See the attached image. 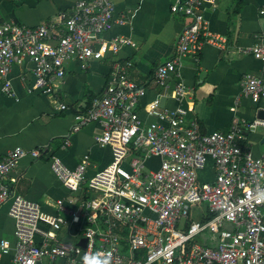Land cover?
<instances>
[{
	"label": "built area",
	"instance_id": "2783aa9c",
	"mask_svg": "<svg viewBox=\"0 0 264 264\" xmlns=\"http://www.w3.org/2000/svg\"><path fill=\"white\" fill-rule=\"evenodd\" d=\"M206 1L175 0L171 6L191 23L173 56L156 68L154 83L170 91L174 79L171 95L179 102L190 94L179 74L184 59H198L206 42L227 47L226 37L209 31ZM116 23L125 22L115 18L113 0H79L61 28L0 25L1 90L13 93L9 73L29 59L33 88L66 110L58 96L66 64L76 60L85 69L132 43L125 37L105 40ZM245 52L264 59V42ZM133 67L131 60H114L104 93L75 116L74 133L94 122L101 125L96 144L111 147L112 162L88 178L89 155L75 168L59 156L50 159L61 183L80 192L77 210L46 213L8 184L20 161L40 159L44 147H16L0 156V209L9 204L15 225L14 241L0 240V262L13 252L10 264H84L86 254L99 252L107 264H264V156L255 157L247 139V133L264 129V119L234 118L227 132L202 133L188 110L163 108L157 98L145 107L155 118L147 122L139 110L147 89L130 79ZM242 96L264 101V79L246 74ZM69 144L66 140L62 148ZM154 158L160 160L156 168L150 164ZM208 165L214 177L200 181L198 173ZM62 206L56 203L59 210Z\"/></svg>",
	"mask_w": 264,
	"mask_h": 264
},
{
	"label": "crops",
	"instance_id": "0c3cea01",
	"mask_svg": "<svg viewBox=\"0 0 264 264\" xmlns=\"http://www.w3.org/2000/svg\"><path fill=\"white\" fill-rule=\"evenodd\" d=\"M79 0H0V17L4 23H14L9 18L15 12L20 25L37 27L54 24L61 28L71 16ZM116 23L105 33V40L125 37L131 44L122 47L117 55L108 52L104 59L91 62L83 68L76 60L66 64V76L59 83L58 96L67 109H57L55 100L33 88L34 65L29 59L15 64L9 73L13 93L1 90L0 84V156L16 147L32 150L44 147L47 153L35 160L24 157L10 177L8 184L20 196L38 202L46 213L69 214L79 207L81 194L65 187L53 173L50 159L59 156L64 163L75 168L90 156L87 177L107 167L113 160L111 147L96 144L101 134L99 123H91L79 132H73L75 116L86 112L95 98L100 97L108 84L112 63L116 59L134 63L130 79L146 87V96L140 103L141 118L154 121L145 107L157 98L166 97L163 108L188 110V119L196 121L202 133L227 132L234 118L251 122L258 111L264 110V101L256 104L242 96V80L246 74L264 79V59L246 53L256 44L264 42V0H207L205 19L209 31L226 37L227 47L221 49L206 42L198 59H184L179 74L190 94L182 102L170 91L154 83L156 68L173 56L181 33L190 25L188 17L175 15L171 6L175 0H113ZM166 94V95H163ZM163 95V96H161ZM247 139L255 157L264 156V129L247 133ZM69 146L62 148L65 141ZM152 160V159H151ZM151 166L158 167L159 159ZM63 202V210L56 207ZM9 204L0 209V240L14 241L15 225L8 215ZM13 252L0 264H10ZM56 264H65L59 261Z\"/></svg>",
	"mask_w": 264,
	"mask_h": 264
},
{
	"label": "water",
	"instance_id": "95a60500",
	"mask_svg": "<svg viewBox=\"0 0 264 264\" xmlns=\"http://www.w3.org/2000/svg\"><path fill=\"white\" fill-rule=\"evenodd\" d=\"M9 18L12 19L14 21L15 24H18L19 21L17 19V17L15 16V12L14 11H11L10 14H9ZM5 22V19L0 17V23H4ZM167 101V98L166 97H163L161 99V107H164L165 103ZM257 118L258 119H264V110H259L258 111V115H257ZM86 243H87V240L84 239L80 245L83 246L84 248L86 247Z\"/></svg>",
	"mask_w": 264,
	"mask_h": 264
},
{
	"label": "clouds",
	"instance_id": "9594fccd",
	"mask_svg": "<svg viewBox=\"0 0 264 264\" xmlns=\"http://www.w3.org/2000/svg\"><path fill=\"white\" fill-rule=\"evenodd\" d=\"M84 264H107V260L101 258L100 253L97 252L92 256L87 254L83 257Z\"/></svg>",
	"mask_w": 264,
	"mask_h": 264
},
{
	"label": "rangeland",
	"instance_id": "374dc122",
	"mask_svg": "<svg viewBox=\"0 0 264 264\" xmlns=\"http://www.w3.org/2000/svg\"><path fill=\"white\" fill-rule=\"evenodd\" d=\"M154 159H157V158H154ZM152 160L150 161V164L155 165V163ZM198 177H199L200 181H211L214 177V174H213L210 166L208 165L204 170L199 171Z\"/></svg>",
	"mask_w": 264,
	"mask_h": 264
}]
</instances>
